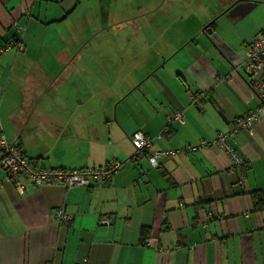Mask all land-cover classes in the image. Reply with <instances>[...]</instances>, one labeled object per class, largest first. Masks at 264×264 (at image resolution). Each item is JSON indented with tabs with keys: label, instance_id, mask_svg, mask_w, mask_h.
Wrapping results in <instances>:
<instances>
[{
	"label": "crops",
	"instance_id": "crops-1",
	"mask_svg": "<svg viewBox=\"0 0 264 264\" xmlns=\"http://www.w3.org/2000/svg\"><path fill=\"white\" fill-rule=\"evenodd\" d=\"M256 6L0 0V46L23 44L0 52V135L38 168L121 163L90 186L21 176V194L0 166V264H264V203L255 209L251 196L264 198V116L231 139L243 166L215 146L183 150L258 106L239 70L264 30V16L247 20ZM136 130L150 152H176L157 166L131 157ZM62 207L69 222L51 216Z\"/></svg>",
	"mask_w": 264,
	"mask_h": 264
},
{
	"label": "built area",
	"instance_id": "built-area-1",
	"mask_svg": "<svg viewBox=\"0 0 264 264\" xmlns=\"http://www.w3.org/2000/svg\"><path fill=\"white\" fill-rule=\"evenodd\" d=\"M14 47L20 50L23 47L22 41L11 40L3 46H0V52ZM242 72L250 77L249 83L260 100V105L253 111H249L244 116L237 117L226 131H218L215 137L209 140H202L197 145L187 146L183 150L190 151L196 148L215 146L220 148L229 157L232 166L238 168L243 164V158L237 153L231 142L233 135L239 130L245 129L250 134L254 133V126L264 116V31L258 33L254 39L246 45ZM180 123H183V113L177 112L172 115ZM133 153L131 157L146 156L152 166H157V159L160 156L173 154L175 150H154L149 151L150 139L140 130L134 131L131 136ZM0 148L3 155L0 158V165L4 168L7 175L11 178L15 189L21 194L24 182L19 178L22 176L34 186L40 185H62L65 188L74 186H90L93 183L105 184L110 180L112 172L120 168L121 163L110 161L107 166H93L79 169L63 168H38L32 160L27 159L21 153L18 146L9 142L5 135H0ZM182 151V150H181ZM240 185H244L243 174L238 179ZM52 218L59 223L69 222L72 215L67 213L63 207L54 210ZM101 222L108 223L107 219ZM145 245L149 244V238H142ZM86 257L74 260L72 264H85Z\"/></svg>",
	"mask_w": 264,
	"mask_h": 264
},
{
	"label": "rangeland",
	"instance_id": "rangeland-1",
	"mask_svg": "<svg viewBox=\"0 0 264 264\" xmlns=\"http://www.w3.org/2000/svg\"><path fill=\"white\" fill-rule=\"evenodd\" d=\"M254 1H256L257 2V6L256 7H254L253 8V10L251 11V13H250V15H249V17H247V20H251V21H253V22H257L258 20H260L263 16H264V3H263V1L264 0H254ZM263 3V4H262ZM135 14V12L132 10V15H134ZM134 21L136 22V20H132V22L134 23ZM247 24H249L248 23V21H246V23H245V26H247ZM237 28V32H242V29L244 28V27H236ZM252 41V40H251ZM250 41V42H251ZM250 42H248L247 44H249ZM246 44V45H247ZM246 45H245V47H246ZM171 117H172V115H171ZM17 145V144H16ZM18 146V145H17ZM18 148H19V146H18ZM20 149V148H19ZM21 151V150H20ZM2 152H3V150H2ZM22 153V152H21ZM2 155H3V153H2ZM2 155H1V157H2ZM0 157V158H1ZM30 160V159H29ZM33 162H35V161H33ZM1 166V165H0ZM2 167V166H1ZM3 168V167H2ZM4 169V168H3ZM5 171V170H4ZM6 172V171H5Z\"/></svg>",
	"mask_w": 264,
	"mask_h": 264
},
{
	"label": "trees",
	"instance_id": "trees-1",
	"mask_svg": "<svg viewBox=\"0 0 264 264\" xmlns=\"http://www.w3.org/2000/svg\"><path fill=\"white\" fill-rule=\"evenodd\" d=\"M264 30H262V31H260V32H263ZM260 32H258V33H260ZM257 33V34H258ZM256 34V35H257ZM255 35V36H256ZM254 36V37H255ZM254 39V38H253ZM252 39V40H253ZM11 48H13V49H15L14 47H11ZM10 48V49H11ZM22 49V48H21ZM16 51H19V50H17V49H15ZM244 56H245V52H244ZM243 61H244V58H243ZM243 61H242V63L239 65V70L242 72V69H241V65L243 64ZM245 74V73H244ZM246 75V74H245ZM257 96V95H256ZM258 98V97H257ZM259 99V98H258ZM260 105V100H259V104H258V106ZM257 106V107H258ZM256 107V108H257ZM256 108H254L253 110H255ZM253 110H251V111H253ZM231 123H233V121L231 122ZM231 125V124H230ZM108 165V162H107V164L105 165V166H107ZM244 165V162H243V164H242V166ZM251 196H252V199L254 200L253 202H254V207H255V209H259V208H261L262 207V205H263V203H264V198H263V196H262V194L261 193H258V192H252V194H251ZM145 231H143L142 232V234L144 233ZM146 236H143L142 238H145Z\"/></svg>",
	"mask_w": 264,
	"mask_h": 264
},
{
	"label": "bare ground",
	"instance_id": "bare-ground-1",
	"mask_svg": "<svg viewBox=\"0 0 264 264\" xmlns=\"http://www.w3.org/2000/svg\"><path fill=\"white\" fill-rule=\"evenodd\" d=\"M223 9V8H222ZM246 41V40H245ZM245 46V45H244Z\"/></svg>",
	"mask_w": 264,
	"mask_h": 264
}]
</instances>
